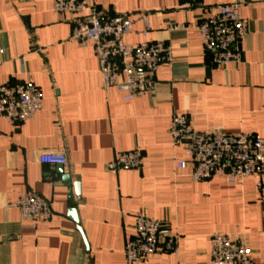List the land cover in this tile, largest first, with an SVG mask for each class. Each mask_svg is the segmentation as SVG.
<instances>
[{"label":"crops","instance_id":"crops-1","mask_svg":"<svg viewBox=\"0 0 264 264\" xmlns=\"http://www.w3.org/2000/svg\"><path fill=\"white\" fill-rule=\"evenodd\" d=\"M54 1L0 0V84L33 81L44 94L43 108L25 123L0 117V264H127L138 212L180 237L178 253L149 255L141 264H209L216 232L264 264V179L192 181L190 167L177 164L187 151L170 132L179 113L199 131L264 136V0H240L250 30L241 61L230 68L214 64L197 24L216 13L212 6L236 0H98L102 12L153 13V30L145 36L138 21L126 43L172 46L174 60L160 67L156 93L130 100L103 87L93 42L71 38L73 16L57 12ZM131 150L142 151L141 169H110ZM42 151L67 153L71 183L60 165L39 161ZM75 181L81 191L73 197ZM27 192L51 203L50 221L23 217L15 203Z\"/></svg>","mask_w":264,"mask_h":264},{"label":"built area","instance_id":"built-area-1","mask_svg":"<svg viewBox=\"0 0 264 264\" xmlns=\"http://www.w3.org/2000/svg\"><path fill=\"white\" fill-rule=\"evenodd\" d=\"M97 2L55 0L54 9L73 16V40L93 42L105 89L115 87L127 100L155 94L160 67L174 60L172 46L164 40L137 44L124 41L138 21L144 24L143 34L148 35L153 30V13L102 12L97 9ZM242 4L236 0L214 5L210 10L216 13L197 24L202 45L212 55L216 66L230 68L242 59L243 42L250 30L248 19L240 15ZM43 105V91L33 81L0 84V117L12 124H23L34 118ZM170 132L173 144L187 151V160L177 164L182 169L190 167L192 181L222 177L234 183L252 175L264 179V136L228 133L223 129L199 131L186 114L179 113L172 117ZM39 161L66 168L71 164L64 151H42ZM143 161L142 151H124L109 163V167L113 171L139 170ZM15 205L25 219L35 222L50 221L53 216L51 203L34 192L20 195ZM179 246V235L164 221L138 212L134 233L125 247L126 263L141 264L149 255L161 252L178 253ZM210 257L209 264H255L251 248L222 232L214 233L210 239Z\"/></svg>","mask_w":264,"mask_h":264},{"label":"water","instance_id":"water-1","mask_svg":"<svg viewBox=\"0 0 264 264\" xmlns=\"http://www.w3.org/2000/svg\"><path fill=\"white\" fill-rule=\"evenodd\" d=\"M59 172L63 175V180L66 183H71L72 178L69 172H65L62 165H60ZM81 191V183L78 181L73 182V189L71 190V196L74 197V195H80ZM69 216L77 223H79L78 213L75 208H71L69 210Z\"/></svg>","mask_w":264,"mask_h":264}]
</instances>
